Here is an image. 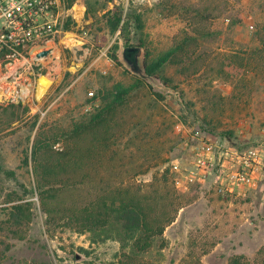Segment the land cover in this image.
Here are the masks:
<instances>
[{"label":"rangeland","instance_id":"1","mask_svg":"<svg viewBox=\"0 0 264 264\" xmlns=\"http://www.w3.org/2000/svg\"><path fill=\"white\" fill-rule=\"evenodd\" d=\"M58 4L40 17L59 30L44 44L47 56L0 61V84L11 75L13 95L33 88L20 107L0 94V264H229L240 255L264 264V0ZM116 8L123 19L113 31L108 13ZM66 33L78 44L65 42ZM137 45L145 76L122 56ZM174 48V61L163 63L168 82L149 76L146 61ZM42 75L52 83L38 98ZM115 85L127 93L104 110ZM100 111L103 125L91 128ZM79 122L85 133L68 140ZM37 135L61 147L79 140L81 161L49 197L32 172ZM250 150L260 157L250 169L255 183L234 186L231 174ZM119 188L141 196L158 222L173 220L144 251L126 239L122 220L98 216Z\"/></svg>","mask_w":264,"mask_h":264},{"label":"trees","instance_id":"2","mask_svg":"<svg viewBox=\"0 0 264 264\" xmlns=\"http://www.w3.org/2000/svg\"><path fill=\"white\" fill-rule=\"evenodd\" d=\"M113 17L111 20V30L115 31L119 28L120 22L123 19V11L116 8L115 11H110L108 13ZM122 24L121 32L122 34H127L128 30L131 32V25L129 20L124 19ZM69 24L67 23L64 29H68ZM134 28L140 35H143L144 24L140 17L134 18ZM126 37V36H124ZM142 39V38H141ZM126 43H129V39L125 38ZM143 42V41H141ZM179 47V46H178ZM177 50V46L175 47ZM175 48L166 52L162 57L153 59L151 61H146V73L149 76L158 77L163 83H167L168 79L164 73L163 63L165 61H174ZM258 49V48H257ZM7 47L0 48V61L6 62L7 54L9 53ZM127 90L122 87L115 85L113 91L105 93L103 101L106 105L103 109H111L115 104L121 103L124 99V94ZM11 107H20V103L9 102ZM28 110V108H26ZM102 112L100 111L94 119L95 128L103 125L104 120L101 119ZM87 126L81 122L76 124L70 134L69 138L79 137L85 133ZM74 144L67 145L65 147L55 146V142H51L47 139L40 138L37 135L30 148V158L32 162V172L35 177L37 186L42 189L41 194H47V197L51 196V190L53 185H58L57 181L61 179L67 168L71 165L77 164L81 161L82 156L80 154L79 140L72 141ZM26 163L29 162V156H26ZM58 183V184H57ZM47 187V188H46ZM53 193V192H52ZM117 199L111 201H102L101 210L98 212V216L107 219L110 214H113L119 220H122V228L126 231V239H133L136 248L144 251L151 245L153 237L155 235H163L165 230V223L173 221L172 219H167L164 224L160 221L158 222L156 218H153L150 213H148V206L144 203V199L141 196H130L129 190L119 188L116 190ZM129 195V196H128ZM103 209V210H102ZM229 264H244L243 256H234L230 260Z\"/></svg>","mask_w":264,"mask_h":264},{"label":"built area","instance_id":"3","mask_svg":"<svg viewBox=\"0 0 264 264\" xmlns=\"http://www.w3.org/2000/svg\"><path fill=\"white\" fill-rule=\"evenodd\" d=\"M58 6V0H0V48L7 47L10 50L6 56L9 60L7 65L20 60V57L28 62L29 59L24 53L36 52L37 56V53L44 48V44L54 39L59 31L57 23L53 20L40 21V17L53 12ZM10 76L6 75L5 84H0V94L8 102L30 101L28 95L33 90L31 85L24 86L31 89L23 91L22 86L20 91H17L21 93L13 95L16 92V82L9 81ZM241 159L242 171L233 172L231 180L234 186L244 187L255 183L250 169L255 165L253 162H258L260 157L257 151L250 150ZM199 162L205 163L202 160Z\"/></svg>","mask_w":264,"mask_h":264},{"label":"water","instance_id":"4","mask_svg":"<svg viewBox=\"0 0 264 264\" xmlns=\"http://www.w3.org/2000/svg\"><path fill=\"white\" fill-rule=\"evenodd\" d=\"M52 49L44 48L37 53V57L47 56ZM124 61L130 66V68L137 74L145 76L143 67H141L142 47L137 46H125L122 51Z\"/></svg>","mask_w":264,"mask_h":264},{"label":"bare ground","instance_id":"5","mask_svg":"<svg viewBox=\"0 0 264 264\" xmlns=\"http://www.w3.org/2000/svg\"><path fill=\"white\" fill-rule=\"evenodd\" d=\"M75 16H76V18L78 17V19H80L83 16V7L77 8ZM64 41L67 42L70 46H75L78 44L77 40L70 33L69 34L67 33ZM51 83H52V80L47 78V76L42 75L39 77L38 82H37V86H36L38 98H41L47 92ZM27 89H31V88H24L23 91H26Z\"/></svg>","mask_w":264,"mask_h":264}]
</instances>
